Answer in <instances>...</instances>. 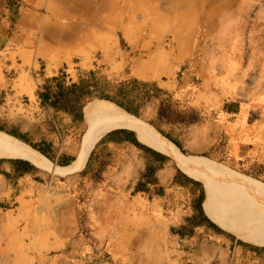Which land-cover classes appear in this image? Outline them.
Instances as JSON below:
<instances>
[{"label": "rangeland", "instance_id": "1", "mask_svg": "<svg viewBox=\"0 0 264 264\" xmlns=\"http://www.w3.org/2000/svg\"><path fill=\"white\" fill-rule=\"evenodd\" d=\"M215 1L219 0H104L102 9L92 3L88 14L89 20L100 22L83 25L84 35L70 45L58 40L28 55L1 52L0 126L27 133L33 143H50L47 159L63 166L57 160L75 158L86 123L40 104L36 90L46 78L62 71L69 83L94 70L117 80L132 76L160 83L180 81L193 50L210 48L217 65L211 74L216 102L200 112L201 122H158L156 101L148 103L140 116L132 115L159 126L180 144L181 148L169 139L184 155L205 157L264 183V18L255 16L254 9L242 23L237 18H222L225 23L210 26L197 23L204 6ZM59 11L49 8L58 20ZM66 27L73 37L81 30L74 24H50L47 29L62 38ZM154 57L161 60V67L136 69ZM225 64L226 88L216 81L219 66ZM199 80L191 75L192 82ZM169 92L176 100L174 118L180 109L192 107ZM200 128L201 132L194 130ZM144 161L143 153L132 145L101 144L77 172L56 175L37 167L25 181H32L34 188L2 220L0 264H232L235 257L234 264H264L262 245L243 241L207 211L222 232L201 225L191 236L173 233L172 228L195 212L199 188L171 185L176 169H182L170 157L156 172V185L133 192ZM119 162L136 168V174L126 183L112 184L106 171ZM155 186H162L164 193L157 194ZM238 240L256 249L245 248ZM220 248L228 253L225 262L219 258Z\"/></svg>", "mask_w": 264, "mask_h": 264}, {"label": "crops", "instance_id": "2", "mask_svg": "<svg viewBox=\"0 0 264 264\" xmlns=\"http://www.w3.org/2000/svg\"><path fill=\"white\" fill-rule=\"evenodd\" d=\"M91 1L92 0H0V53L5 52L6 50L8 53L19 52L28 55L30 50L39 49L42 47V45L46 46V45L56 44L58 40H64V41L66 40V42L68 41V44L70 45L71 42L74 39H76L78 36L84 35L83 32L86 31V28H84L83 25L86 26L91 23L93 24L100 22V20H95V21L89 20L88 14H89V9L93 8L92 3L96 5L97 9L99 8L102 9L104 7V0H95L92 2ZM256 2L258 4H255V0L253 1L219 0L218 2L216 1L210 2L209 4L205 5L203 10L200 12V16L198 17L197 23L207 26L222 24L225 23L223 20H221L222 18H237L240 19L237 22L242 23L244 22L243 19H248V17H252V13L254 9L256 10L255 16L264 18V2H259V1ZM56 7H59L60 10L59 17L61 18L59 20L57 19V16H54L49 12V8H56ZM50 24L54 26L55 25L69 26L72 24L80 25L81 30L79 35L77 33L76 36L73 37L71 28L66 27V29L64 30V33L66 35H64V37L62 38H58V36H56L54 32H49V30L47 29V26ZM55 46L56 45H53L52 47ZM209 49L206 51H202L200 49L198 50L197 48L193 50L191 58L188 59V61L185 63L186 67H184L183 69L182 79L180 81L170 80L168 81L169 83H167V80H162V83H160L156 79H153V81H156L158 86H160L161 88L175 92L182 101L189 103L199 112H201L202 110L204 111L210 110V106L212 105L210 103L216 102V98H215L216 89L213 86L211 74L214 70H217V65L214 62H212ZM7 52L5 53L6 54L5 56H8ZM219 69H220L219 73H221V75L220 77H216L217 78L216 81L221 83L223 82L222 83L223 87H225L226 76L228 73L226 64L219 66ZM191 75H195L200 80L197 81L196 83L192 82ZM98 100H104V99H98ZM89 102L86 103V105H84L83 108L84 121H85L84 109L89 104ZM115 128H121V127H115ZM123 128L131 129L128 127H123ZM194 130L195 131L199 130L201 132L202 128L194 129ZM107 132H105L104 134H106ZM85 133H86V128L84 134ZM98 140L94 143L93 148L91 149H94L95 144L98 142ZM102 145L126 146L132 144L130 143L117 144L113 142H107L106 144H102ZM152 148L163 153V151L161 150H158L154 147ZM163 154L170 156L165 152ZM87 157H90V154ZM0 158L23 159L20 157H6V156H2ZM87 159L88 158H86V160ZM73 161H75V159ZM31 164L33 165V163ZM67 165H63V166H67ZM35 167L37 168V166ZM144 167H145V161H144ZM108 168L110 170L108 169V171H106V177L110 179V183L112 184L126 183L127 181L131 180V178L136 174V170H137L136 168H131L130 166L120 162L117 163L116 167L110 166ZM35 171L37 170L34 169L28 172H23L18 170L14 171L13 165L10 162L0 161V230L2 229L3 226L2 220L12 215L9 214V211L13 210V212H15L16 208H18L19 206L20 200L25 199V194L27 193V191H29L30 188H34L32 181H28L27 184L25 183V181L29 175L31 174L35 175L34 173ZM4 172H6L7 174ZM204 193H205V187H204ZM202 206L204 207L203 202H202ZM203 209H205V207ZM204 211L206 212V210ZM207 215L209 216L208 213ZM1 238L2 237L0 232V241ZM1 245L3 246L2 243ZM219 251H220L219 258L221 259L222 262L223 261L225 262L226 256L228 255L227 251L224 250L223 248H220ZM235 262H237L236 257L232 261V264H234Z\"/></svg>", "mask_w": 264, "mask_h": 264}, {"label": "bare ground", "instance_id": "3", "mask_svg": "<svg viewBox=\"0 0 264 264\" xmlns=\"http://www.w3.org/2000/svg\"><path fill=\"white\" fill-rule=\"evenodd\" d=\"M161 63L154 57L137 64L136 69L154 71ZM84 118L86 133L75 161L67 166L55 165L35 149L2 131L0 157H20L51 174L67 175L83 167L94 143L105 132L115 127H128L137 131L146 144L169 154L189 175L201 179L205 187L203 204L213 220L226 230L234 231L245 242L264 245V183L205 157L184 155L152 125L108 100L89 102L84 109Z\"/></svg>", "mask_w": 264, "mask_h": 264}, {"label": "trees", "instance_id": "4", "mask_svg": "<svg viewBox=\"0 0 264 264\" xmlns=\"http://www.w3.org/2000/svg\"><path fill=\"white\" fill-rule=\"evenodd\" d=\"M36 95L40 104L51 107L55 111L64 112L75 121H83L84 105L94 98L111 101L125 111L136 116H140L148 103L156 101L157 109L155 117L158 122L191 124L201 122L202 120L200 112L190 106H185L180 109L179 115L177 118H174L172 114H174L173 110L176 106V100L173 99L172 94L167 89L158 86L156 81L139 80L132 76L121 80L110 79L104 75L98 74L94 70H89L80 74L76 81H71L69 83L66 80V74L61 71L57 75L46 78L36 90ZM224 110L229 111L225 106ZM155 128L181 148L180 144L168 135H165L160 130L159 126L156 125ZM0 130L28 144V146L30 145L31 148L33 147V149H36V151L41 153L44 157L51 159L49 154L51 149L50 143H33L27 138V133L19 132L15 129L7 130L0 126ZM107 142L117 144L130 143L143 153L145 157L144 172L142 177L136 182L133 192L147 191L149 189L148 186L156 185V172L164 167L170 160L169 156L141 142L137 138L135 131L131 129L121 127L108 131L98 140L94 149L98 145L106 144ZM94 149L91 151L90 157ZM73 159V157L62 156L57 162L61 165H67ZM0 161L10 162L13 165L14 171L28 172L34 169L37 170L35 166L24 159L0 158ZM84 171L85 170L82 172ZM186 183L199 188V196L194 204L195 212L186 217L185 223L181 224L177 229L172 228V232L178 234L180 237L191 236L194 229L201 225H208L222 232V229L214 224L204 212L205 209H203L202 202L205 194L202 183L177 168L172 177L171 185L182 187ZM155 187L157 194L162 195L164 193L162 186ZM237 243L245 248L256 249V246H252L241 240H238ZM260 249L264 250V246Z\"/></svg>", "mask_w": 264, "mask_h": 264}, {"label": "water", "instance_id": "5", "mask_svg": "<svg viewBox=\"0 0 264 264\" xmlns=\"http://www.w3.org/2000/svg\"><path fill=\"white\" fill-rule=\"evenodd\" d=\"M134 131V130H133ZM135 133H136V131H135ZM136 135H137V133H136ZM137 138H138V136H137ZM139 139V138H138ZM93 148V147H92ZM92 150V149H91ZM91 150H90V152H91ZM90 152H89V154H90ZM89 156V155H88Z\"/></svg>", "mask_w": 264, "mask_h": 264}]
</instances>
